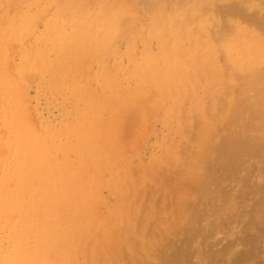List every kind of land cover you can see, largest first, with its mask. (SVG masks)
Masks as SVG:
<instances>
[{"label": "bare ground", "instance_id": "6f19581e", "mask_svg": "<svg viewBox=\"0 0 264 264\" xmlns=\"http://www.w3.org/2000/svg\"><path fill=\"white\" fill-rule=\"evenodd\" d=\"M86 1L56 0L52 5L55 8H49L53 9L51 15H35L44 23V29L39 33L30 25L35 20L33 17L28 26L23 23L15 25L12 37L0 36L2 43L16 41L27 35L28 29L34 33L36 40L32 37V42L37 49L34 58H22L16 77L0 64V119L6 127L2 138L6 136L8 148V151L5 147L2 149L5 141L3 144L1 138V150L7 151L4 153L7 157L0 161V227L9 229L10 243L8 249L0 252V264H67L69 261L76 264L79 260L78 264H113L105 248L111 241L107 234L113 227L121 240L113 233L111 242L116 239V243H123L122 249L126 247L124 251L142 253L144 264H150L147 262L154 257L157 261L154 258V263L151 259L153 264H246L247 257L253 255L252 248L248 252L235 249L237 252L233 250L232 258L225 260L229 245L214 248L210 243H191L200 233L197 225L200 212L196 208L191 214L194 228L189 231L190 243L166 242L167 230L170 233L177 230L167 227L164 233L167 225L160 224L161 228L150 218L151 211L156 214V209L147 212L143 199L156 196V192L149 191V183L154 181L156 171H160L156 168L185 161L186 157L182 156L187 152L185 150L196 147L190 157L195 160L188 158L185 161L187 165L201 162L200 166L194 165L197 162L187 166H194L191 179L196 196L193 199L210 204L215 219L224 210L212 198L216 197L218 190L214 195L209 193L210 184L219 186L225 180L224 173L219 171L222 154L215 152L213 146L223 127L234 120L242 137L235 148L237 153L233 162L243 165L246 161L243 157L252 155L258 147L259 137L247 132L258 129V121L264 112L249 98L248 91L254 89L257 81V75L253 73L264 68V22L258 16H248L243 7L230 6L228 12L244 16L250 23L236 22L232 37L228 36L231 29L217 31L220 41L217 47V43H212L215 40L211 39L210 33L206 35L205 32L208 24L213 23V14L201 12L200 5L204 0H139L146 10L142 11L148 12L146 18L133 12V8L139 5L138 0L137 3L130 1L137 6L129 4V0H96L93 5L92 0L87 1L90 4ZM126 6L132 11L125 12ZM128 11L131 12L129 16L126 15ZM196 13L200 17L197 24ZM115 35L126 42V52L133 62L130 77L125 81L111 73L108 67V57L119 53L113 43L108 45L110 40L114 41L112 37ZM154 42L157 51L152 49ZM139 47L140 56L136 57L135 51ZM51 51L55 53L54 59L50 58ZM219 51L226 60L222 66L214 59ZM2 56L0 53V60ZM87 57L90 62L100 64L99 81L108 90V95L92 88L88 66L82 65V59ZM244 70L251 75L237 73ZM29 71L48 80L50 87L66 88L76 97L81 120L68 126L65 132L75 135L76 143L62 139L60 132L35 131V127L29 124L24 106L20 105L21 98H16L19 96L17 81ZM123 112L125 115L133 112V121L141 132H145L150 119L157 116L167 126L175 124V133L182 141H172L164 147L161 155L152 157L147 164L142 160L144 164H141L133 155L135 162H140L137 165L131 162V155V159L127 157L130 153L126 155L125 144L124 149L118 145L124 141L117 140L116 134L121 135V128L118 130L120 123L116 124V120L124 118ZM193 128L198 130L197 134L190 133ZM195 143L200 149L196 145L191 147ZM121 148L125 156L121 154ZM58 154L62 157L58 158ZM181 157L185 160L180 161ZM107 162L110 171L111 163L115 166L116 162L120 167L113 166L118 170L109 176L107 172V179L102 180L110 189L109 194L117 200L111 197L115 202L110 204L108 200L110 205H104L103 213L102 205L100 211L96 209L99 213L89 210L92 214L98 213L92 215L84 206L98 200L96 197L97 200L90 202L99 188L96 182L99 169L103 170L102 166L105 167ZM189 168L192 173L193 169ZM88 171L93 172L91 176L84 174ZM157 175L159 179H155L160 181L159 172ZM151 186L156 190L153 183ZM180 193L185 194L182 198L186 197L185 192ZM105 201L100 203L106 204ZM184 206L190 208L187 202ZM54 208L60 210L59 216L57 212L51 214ZM181 210L185 211L184 207ZM159 229L163 240L158 235ZM250 252L252 255L249 256ZM99 253H104L105 257L98 261L96 256Z\"/></svg>", "mask_w": 264, "mask_h": 264}, {"label": "rangeland", "instance_id": "374dc122", "mask_svg": "<svg viewBox=\"0 0 264 264\" xmlns=\"http://www.w3.org/2000/svg\"><path fill=\"white\" fill-rule=\"evenodd\" d=\"M55 1L56 0H0V36L8 35L12 37V33L14 31L15 25L19 23H23L25 26H28L27 24H29V20L32 19L33 17H35L34 18L35 20L32 21L30 25L32 24L33 26L32 28H34L37 31V33H39L40 30L42 31L44 29V23L41 20L36 19L37 16L35 15L42 13L43 15L46 16L51 15L53 13L52 12L53 9L50 10L49 8L54 7L52 5L55 4ZM130 1L134 3V0H129V4L132 3V2L130 3ZM136 1L137 0H135V2ZM253 1L254 2L256 1L258 4L257 5L254 4ZM90 2L93 5L96 2V0H92ZM90 2L87 3L90 4ZM137 2L136 3L137 5L139 4L138 7H140V9H138V7H136L137 9L133 8L134 9L133 12L137 13V15L139 16L141 15L146 18L148 16L147 14L148 12L146 13L142 11L143 5H140L141 2L139 0ZM127 3L128 2H126V4ZM136 3L133 4V6L136 5ZM127 6L125 7L126 9H124V11L125 10L132 11L131 7L133 6L131 5L129 9H127ZM230 6L232 7L236 6L241 8L243 7L244 9L242 10L248 16H258L261 19V21L264 22V0H204V2L200 5L201 12H204L205 14L207 13L213 14V23L208 24L209 26H207L205 32L206 35L208 34V32L210 33L209 35L211 39L216 41V42L212 41V43L214 44L217 43L215 44V46L217 47L220 45L217 31L231 29V32L228 34V36L232 37L234 33V24L236 22L240 21L243 23H250L249 21L246 20L244 16H241L237 13L234 14L228 12L227 10L229 9ZM46 9L48 11L50 10L49 13ZM135 9L139 10L138 11L139 13L136 12ZM43 10H45V12H43ZM143 10H145V8ZM17 11H19V13ZM130 11H128L126 15L128 14L131 15ZM194 16L196 21L195 24H197L200 17L198 16L197 13ZM26 34L27 35L21 37L20 40L14 41L13 39L11 41L7 40L3 43L0 42V50H1L0 53L3 55L2 59L0 60V64L3 66L4 69L7 67L6 69L8 70V73L14 77H16L18 71L20 70L22 58L24 56L33 57L34 51L37 50L32 42V37L36 40L34 33L27 29ZM116 37H118L119 39H117ZM112 38L114 39V41L111 42V40L110 41L108 40L109 41L108 45L110 46V44L113 43L112 46L113 47L116 46L115 49L117 50V52L119 50V53H117V56L110 55V57H108L109 59L108 67L111 73L116 74L122 81H125L127 80L128 76L130 77L129 72L130 70L133 69V62L131 61L129 55L126 52L127 51L126 42L121 37L116 35ZM152 49L153 51L158 50L157 44L155 42L152 43ZM136 50L137 51H135V56L139 57L140 56L139 54L141 52V47H139ZM98 52H102V51H98ZM220 54L223 53L221 51H219V53L217 52L214 59L216 58L215 59L216 62L217 63L219 62L218 65L222 66L221 64H225L226 60L224 58V55H220ZM4 58H6V62L4 61L3 63L2 60ZM50 58L51 59L55 58V53L53 51H51L50 53ZM83 59H82V65H86V67L88 66L87 70H89L92 77L91 79L92 88L96 92L102 95L105 93L106 95H108L109 94L108 90H105V88H103V86L100 84L99 81L101 80L99 79L100 76L98 74L101 68L100 64L96 61L90 62L88 57L85 58L84 60ZM86 59L89 60V61L87 60L89 64H86L87 63L85 62ZM237 73L238 74L242 73L243 75L249 74V76L251 75L250 72H247L245 70L237 71ZM254 74L257 75L256 78L257 81L254 86V89L248 91V96L249 98H251L254 104L260 106V109H262V111L264 112V68L261 69L260 71H256L255 73H253V75ZM133 80L135 81L134 78ZM18 83H19L18 85L19 88L17 87L18 89L16 90V92L17 94H19V96H16V98L17 99L21 98L22 104L20 105L24 106L22 107L25 109L24 112H26L27 116L25 115V113L24 115L26 116V119L28 117L29 120L28 119L27 120L31 122V123L28 122L31 125V127L32 126L35 127L34 129L35 131L40 129L42 132V130L45 129L49 133L60 132L62 133L61 135L62 139L65 140L69 139L71 142L76 143L75 135H68L67 133L65 134L68 126L76 125L81 120L80 112H79V104L73 93L68 92L66 88L55 89L50 87L48 84V80L42 79L37 72H33V71L31 72L29 71L28 75L25 74L23 79L21 78L17 81V84ZM132 114L133 112L127 113L126 115L124 113L125 116L123 115L124 116L123 119L120 117L121 119L118 118L116 120L117 121L116 124L120 123L118 127L119 129L117 127L114 128L113 126V128L116 129V132L121 128L120 130L121 135H119L118 133L115 134L117 137H119L117 138V140L120 139L119 140L120 142L122 140L124 141V143L121 142V144L118 145L119 146L121 145L120 147H122L125 144V149L123 147L122 148L125 151L127 150L126 155L130 153L129 156L127 155V157L130 158V155L131 158L133 155L137 156L136 160L139 159L141 164H144L143 162L147 164V162L149 163L151 161L152 157L161 155L166 145L170 144L172 141L179 140L178 135L175 133V127H176L175 124H172L171 126H167L157 116L150 119V123L146 131L141 132L138 125L134 123ZM119 120L121 121L119 122ZM3 124L4 122H2V120L0 119V131H2L1 132L2 134H0L1 136L0 140L3 137L4 129H5L4 132L6 134V127H4ZM258 124H259L258 129L247 132V134H249L250 136H255L256 138L259 137L257 141L258 147L252 153V155L249 154V156L245 155L243 157V159L244 158L246 159L243 165L233 162L234 160L233 158L237 153V152L235 153V148L236 146L238 147V142L242 137L239 127L237 126V123L234 120L229 121V123L223 127L221 133L217 136V139L214 142V146H213L214 151L217 153H221L223 157V161L221 163V168L219 169V171L223 172L225 175L224 178L225 180L223 179L224 181H222L219 184V186H217L216 183H212L210 184L209 187L210 194L213 193L212 195H214L215 193H217L216 197H212L214 198L213 200L216 201L217 205L221 207L223 206L222 208L224 209L222 210V212H220L218 216L216 215L217 219H215L216 217H214L213 215V209L210 204L203 203L202 201L199 200L195 201L193 199L196 196V191L194 192V189L192 187V179L194 177L192 174L194 173V169H193L194 166L193 167L191 166V168L188 167L191 170L193 169L192 173H190L191 171L190 172L188 171L187 166H190V164H194L197 161H195L194 163L191 162L189 165L185 164V161L188 160V158H190L195 153L192 152L195 151L194 149L196 147H194V145L197 146L196 143L193 144V146H191V144H187L192 148L194 147V149H192L193 151L189 146H187V148L190 149L184 148V150L187 149L185 150V152L186 151L187 152L184 153L185 155L182 156L183 158L186 157V160L181 157L180 161H182V159L185 161L178 163L176 162L175 165H171V166H169L170 163H167L168 166L161 165L164 168L162 167H160V169L156 168V170L157 169L160 171L162 170V172L156 171L157 174L159 172L161 180L160 181L156 180L155 178H157L158 175L155 174L154 179L152 178L154 181L151 182L150 180L149 182L151 183L148 182L149 186L151 187L149 191L151 190L153 193L156 192V194H154L156 196L154 197V199L153 198L148 199V197H146L145 195L146 198H144L143 201L146 200L144 201V207L147 208L146 210L147 212L151 211L152 209H154L155 211L156 209L157 213L154 214L153 211H151L152 214L149 215L150 218L155 220L158 223V226L160 224H163L164 226L167 225L166 228L163 226L164 227L163 232L165 229L167 230V227L168 228L175 227V230H177L175 231V233L173 232L170 233V230H167L168 231L167 234L169 233L168 235L164 234L166 232L163 233L165 236L167 235L166 242L167 240H169L171 241V243H175V244L190 243L188 240V236L190 234L189 231L194 226V222L191 220V214L193 213V210L196 208L197 212H200V219L197 222V225L200 228V233L196 237V239L191 243H210L214 248H219L224 245H229L228 251L226 252V255H224L225 260L232 258L234 253L233 250L235 249L238 250V252L242 250L243 251L246 250V252H248V250L252 248L254 250L251 249L250 250L253 253L250 252L249 256L252 254L253 255L250 258L247 257L248 262H246V264H264V115L258 121ZM40 130L38 132H40ZM197 132L198 130L196 128L190 130L191 134H197ZM116 136L114 137V139H116ZM5 137L4 139L2 138L1 140L2 143L3 141H5L4 142L5 144L3 143L4 146L3 144H1L0 141V151H2L0 152L2 154L0 157V161L1 159L4 160L7 157L5 156L7 154L6 152L8 151V148L6 149L7 144ZM117 140L115 141L118 142ZM179 141L182 140L180 139ZM229 144L232 145L231 147L228 148ZM1 145L3 146L2 149H4L5 147V150L7 151L1 150ZM122 148L120 151L121 154L124 155L123 153L124 150ZM198 148L199 147L197 146V149ZM181 154L179 155V157L181 156ZM57 156L58 158L62 157V155L59 154ZM132 160L131 162L137 163V165H139L140 162L139 161L135 162V157L132 158ZM114 163L115 166L112 163H111L112 165L110 164V168L112 171H110L107 162L105 167L102 166V168H104L105 171L104 169L101 170L100 168L99 173L97 172L99 176L96 173L98 176L97 178L98 180H96V182L98 183L97 185L99 187L98 188L99 191L97 189L98 193L96 192V194L98 196L94 195L93 198L95 199L91 198L92 200H90V202H92L93 200H97L96 197L98 198V200L95 203L92 202L90 204H86L88 205L87 206L88 208H86V205L84 206V209L87 211V213L92 214L91 211H95L99 213L100 211L99 208H101L102 206L103 208H101V212L103 213V210L105 209L104 205H110L117 200L115 197L112 196L113 194H109L111 193L110 189L107 188V186L103 182L105 179H107L106 177L107 172L110 173V174L108 173L109 176L113 174V172H115L114 170H118L120 168L118 167L119 166L118 163L116 162ZM200 163L198 161L194 165L200 166L199 165ZM232 163H235L234 166ZM106 166L108 167L109 171H107L108 169L106 168ZM113 166L117 167L118 169L113 168ZM87 173H89V175ZM87 173L84 174L87 176H91L93 172L90 173L88 171ZM189 173L191 177L189 176ZM102 182L104 185L102 184ZM152 183L153 186L156 188V190L152 189L151 186ZM141 188L142 187H140V189ZM143 190L141 189L140 191L143 192ZM216 190H218V192ZM180 192L186 193V197L184 196L185 199L184 197L182 198L184 193L181 194ZM143 193H141L140 196L143 197ZM99 194L104 197L103 198L104 200L105 199L107 200L105 201L106 204L100 203L101 201L103 202L104 200L100 199V197L102 198V196H99ZM111 197L115 199L114 202ZM108 200L110 201V204ZM147 202L148 203L150 202L151 204L150 203L148 204ZM186 202L187 204H190V208L188 209L184 206ZM196 202H198V205ZM229 203L230 206H227ZM95 204L96 206H94ZM91 206H94L93 209L91 208ZM182 207H184L185 211L181 210ZM96 209H98L99 211H97ZM54 212L55 213L57 212V215L59 216L58 212H60V210L54 208L51 210V214L53 215ZM101 212L100 214L102 215ZM95 214L96 213L93 212L92 215ZM161 226L162 225H160V227ZM111 229L112 230H110V232L108 230L107 233L109 232L110 234H112V236H110V234H107V237L111 241H113L112 239L114 237L116 239L121 240L118 231L116 232V234L119 238L113 235V233L115 232V230H113L114 227ZM159 230L157 231L158 232L161 231L160 234H158L157 231L156 234H158L161 240H163L161 237L162 230L160 231ZM111 231L113 232L111 233ZM8 232H9L8 228L0 227V252L2 250L8 249L9 247L10 243L7 237ZM110 237H112V239ZM116 239H114L115 241L114 243L109 240L110 243L106 242V244L107 243L108 244L105 245L106 246L105 248H107L106 255L109 258V260H112V262H114L113 264H144L142 261L144 258L142 253H139L137 251L135 252L132 250L124 251L126 247L122 249L123 243H116L117 241ZM159 243H162V241H160ZM96 257H98L97 260L99 261L102 257H105V255L104 253H99L97 254ZM150 257L151 256H149V258ZM154 258H150V260L147 263L150 262L152 263V260ZM155 259L157 261V258ZM155 259L153 261H155ZM156 261L154 263H156ZM78 262L76 264H78ZM31 264H35V262H31ZM63 264L66 263L64 262ZM67 264H75V263L74 261L72 263L71 261H69V263Z\"/></svg>", "mask_w": 264, "mask_h": 264}]
</instances>
